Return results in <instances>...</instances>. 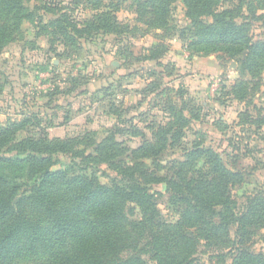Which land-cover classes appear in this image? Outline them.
<instances>
[{"label": "trees", "instance_id": "1", "mask_svg": "<svg viewBox=\"0 0 264 264\" xmlns=\"http://www.w3.org/2000/svg\"><path fill=\"white\" fill-rule=\"evenodd\" d=\"M172 1L145 0L140 5V0H134L135 11L140 17L150 10L146 21L170 31ZM182 1L190 28L180 35L190 51L215 54L222 61L245 53L240 68L248 79L238 82L234 95L244 99L249 90H257L262 82L264 41L254 40L251 32L250 21L257 19L253 1L239 0L228 8H219L216 0ZM119 9V3L100 1L80 26L66 16L53 25L64 43L78 50L76 38L127 33L128 25L117 20ZM24 20L33 22L23 0H0V54L19 37ZM155 49L147 52L153 55ZM148 59L153 56L141 57ZM164 69L173 71V67ZM158 88L159 84L149 83L145 91ZM165 106L168 122L134 149L114 141L112 135L88 143L52 141L44 133L39 139L23 140L18 133L26 121L0 125V264L24 259L36 260L35 264H147L143 254H149L155 264H201L195 259L200 242L216 250L221 264L227 257L230 264H264L262 254L237 247L243 238L236 241L229 233V226L236 224L235 235L244 237L248 228L264 222V197L247 198L244 211L238 213L232 189L240 184L241 174L232 173L218 153L201 144L184 149L183 160L162 164L161 153L168 146L181 145L188 123L183 109L170 100ZM256 113L254 118L244 113L242 121L260 128L264 105ZM82 144L94 154L79 150ZM55 153L68 155L71 164L51 171ZM75 158L84 165L106 164L115 176L103 184L93 175H82ZM158 182L165 184L172 205L180 207L175 222L159 219L149 192V186ZM20 191L27 194L18 197Z\"/></svg>", "mask_w": 264, "mask_h": 264}, {"label": "rangeland", "instance_id": "2", "mask_svg": "<svg viewBox=\"0 0 264 264\" xmlns=\"http://www.w3.org/2000/svg\"><path fill=\"white\" fill-rule=\"evenodd\" d=\"M94 1L23 0L33 22L24 20L19 37L0 54V125L26 121L18 133L23 140L39 139L44 133L52 141L83 139L88 143L112 135L114 141L134 149L151 140L157 128L168 122L169 112L164 107L170 100L183 109L188 123L181 145L168 146L161 153L162 164L183 160L184 149L201 144L218 153L232 173L241 174L240 184L232 189L238 213L244 211L247 198L264 197V125L259 128L242 121L244 113L254 118L264 105V68L260 87L249 90L244 99L235 97L238 82L248 79L240 68L245 53L222 61L215 54L190 51L180 35L181 30L190 28L182 0L170 5L169 25L174 27L170 31L146 21L150 10L138 17L134 0H100L120 4L117 20L128 25L129 31L76 38L80 47L76 50L64 43L53 24L66 16L80 26L95 12L93 7L100 1ZM216 1L219 8L239 4V0ZM252 1L257 17L250 21L253 39L264 41V0ZM154 46L157 49L152 55L147 50ZM150 54L153 59L141 60ZM164 66L173 67V71L169 74ZM149 83L159 84V88L147 93ZM78 149L92 153L87 144L78 145ZM53 158L51 171L71 164L66 154L55 153ZM74 160L78 173L93 175L100 183L106 184L115 176L106 164L84 165L79 158ZM149 188L159 219L175 222L180 207L169 201L165 184L158 182ZM23 191L18 197L27 194ZM235 231L236 224H231V237L236 241L243 238L237 247L264 256V222L248 228L244 237ZM216 253L200 242L195 259L201 264H221ZM141 257L147 264H155L149 254ZM34 261L24 259L14 264ZM230 263L227 257L226 264Z\"/></svg>", "mask_w": 264, "mask_h": 264}]
</instances>
